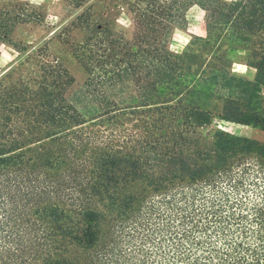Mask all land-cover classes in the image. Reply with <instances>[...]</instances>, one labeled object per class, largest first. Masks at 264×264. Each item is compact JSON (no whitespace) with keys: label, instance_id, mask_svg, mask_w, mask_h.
Listing matches in <instances>:
<instances>
[{"label":"trees","instance_id":"16d2710c","mask_svg":"<svg viewBox=\"0 0 264 264\" xmlns=\"http://www.w3.org/2000/svg\"><path fill=\"white\" fill-rule=\"evenodd\" d=\"M63 1L81 83L13 40L41 13L0 7L18 52L0 73V264H264V143L204 131L264 132V0ZM195 5L205 35L175 53Z\"/></svg>","mask_w":264,"mask_h":264},{"label":"rangeland","instance_id":"374dc122","mask_svg":"<svg viewBox=\"0 0 264 264\" xmlns=\"http://www.w3.org/2000/svg\"><path fill=\"white\" fill-rule=\"evenodd\" d=\"M27 3L31 9L42 14L41 23H31L20 26L13 35V40L25 45L42 46L46 44L50 54L54 57H60L76 78L78 83L84 78V72L81 65L74 58L71 48L64 43L66 39L56 37L63 28L70 23L76 13H70L63 0H0V7L15 3ZM118 30L130 35L132 32V23L129 17L120 16L116 21ZM56 32V33H55ZM205 35L204 12L195 5L186 13V25L177 27L172 35L170 48L175 53H181L187 47L193 36ZM74 39L82 38L81 31H73ZM51 39V40H50ZM239 55H244L240 52ZM18 57V52L8 43L0 41V73L6 70ZM242 57L233 66V72L237 75L253 79L255 70L242 64ZM224 131L234 136L246 137L264 143V132L257 127L245 126L223 121L219 118L214 119L212 125L204 131Z\"/></svg>","mask_w":264,"mask_h":264}]
</instances>
